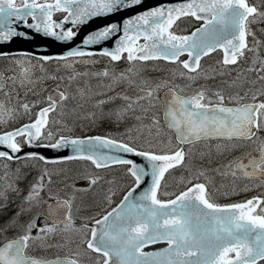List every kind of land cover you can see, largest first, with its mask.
I'll use <instances>...</instances> for the list:
<instances>
[{
  "label": "snow or ice",
  "instance_id": "1",
  "mask_svg": "<svg viewBox=\"0 0 264 264\" xmlns=\"http://www.w3.org/2000/svg\"><path fill=\"white\" fill-rule=\"evenodd\" d=\"M142 3L143 0H52L51 3L41 4L38 0H21L18 7L16 0H0V44L11 42L14 38H29L27 33L16 31L13 27L15 22H23L26 28L55 41L71 42L78 34L74 29H79L93 18L108 17ZM55 12L66 13L63 21L53 20ZM28 17L36 23L29 24ZM184 18L198 23L188 35L173 30L177 21ZM256 23H264V11L250 4L249 0H186L175 6L144 11L124 20L122 27L117 23L103 25L90 32L82 40V45L91 47L104 44L122 31L123 35L114 42L115 47L100 50V56L112 62L126 59L130 64L133 61L164 60L178 65L181 79L194 83L201 78L215 79V75L207 73L202 76L200 69L201 60L218 49L224 53L220 61L222 66L238 65L241 60L247 61L248 53H252L253 66L248 71L264 72V58L259 55L264 41L258 40L252 31V25ZM65 24L71 27L66 28ZM261 31L264 32V29ZM249 37L253 41L251 44ZM140 39L145 43L139 45ZM5 55L0 53V56ZM92 55L91 51L77 48L69 50L66 56L41 59L45 62L50 59L68 61L64 66L70 67L72 58ZM181 57L187 58L182 60ZM84 63L89 61L85 60ZM28 71L22 68L21 74L28 78ZM95 75L107 77L109 73L105 70ZM219 75H224V71H220ZM240 75L238 73L230 86L236 85ZM51 78L58 79L55 76ZM8 79L14 80L15 77ZM258 79L264 81V75H259ZM113 80L116 83L126 80L131 83L126 73L114 76ZM178 87L170 86L169 81H161L154 87L136 86L131 96L121 97L129 101L147 99L151 106H155L152 104L154 94L161 88H167L162 98L163 125L169 133L174 134L178 145L170 152L140 150L134 146L135 138L131 136V130L127 133L130 137L128 142L111 136H91L87 139L60 136L53 140V133L44 129L49 124V114L68 99L64 92L49 95L47 106L40 108L33 122L0 133V149H3L0 150V159H38L54 163L38 153H26L24 157L18 154L23 146L71 149L73 154L67 156V160L90 161L97 169L114 164L130 166L127 171L135 184L116 208L99 218L85 217V222L79 225L72 215L74 196L49 205L41 214V223H37L41 216L22 222V217L40 202L41 193L51 183V176L45 171L31 185L21 210L0 227V231L18 233L13 239L0 244V264H83L85 258L96 259L97 264H260L264 261V197L221 205L211 198L205 183H193L190 179V186L174 193V198L166 201L159 198L165 173L184 164L191 146L202 141L217 140L229 142L235 150L243 142L260 141L259 134L264 133V100H258L253 95L252 102L245 103L246 92L226 98L223 91H212L205 87L184 96L180 94L184 89L180 88L178 92ZM0 91H3L2 86ZM4 94L9 95L7 92ZM260 95L264 96V92H260ZM155 98L161 99L158 95ZM35 106L28 103L20 105L26 114ZM130 108L132 103L116 110L117 123L124 119ZM4 111V105L0 103V123L7 122L2 119ZM12 118L10 115L9 119ZM137 120H141V117L137 116ZM160 125L161 119L153 117L151 124L144 127L150 135L155 128L159 135L162 131ZM168 143H172L171 138ZM185 146H189L187 150ZM124 153L143 157L148 161L150 171L123 158L120 154ZM226 167L232 169L231 175L234 177L239 173L245 179L255 178L264 183V141H260L255 154L249 152ZM203 175L202 171L199 172L196 179ZM148 176H151V187L136 194L144 177ZM21 178L17 175V180ZM96 183L97 178H89V186ZM8 189L19 191L14 183L9 184ZM106 199L110 202V197ZM58 234L61 240L51 243ZM76 236L80 237L79 240L73 239ZM158 243L166 244L160 252L147 253L143 250ZM72 244H76V247L69 254L54 259L30 254L33 249L40 252L54 247L63 249Z\"/></svg>",
  "mask_w": 264,
  "mask_h": 264
},
{
  "label": "flooded vegetation",
  "instance_id": "2",
  "mask_svg": "<svg viewBox=\"0 0 264 264\" xmlns=\"http://www.w3.org/2000/svg\"><path fill=\"white\" fill-rule=\"evenodd\" d=\"M255 5L258 8L263 9V3L255 2ZM58 14L60 13H55L54 15H56L57 17ZM184 19L191 20L189 18ZM184 19H182V21L180 20L181 22L179 21L180 24H178L179 26L177 25L178 27H181L183 25V23L185 22ZM138 44L142 45L143 42H139ZM260 52H263L261 51V48L259 49V55L261 54ZM223 55L224 53L222 51H215L210 56L203 58L201 60L200 69L201 73H207L209 75H213L215 70H223L224 75L222 79H205L206 83L199 84L197 82L193 83L186 79H181V70L179 69L178 65L171 64L164 60L133 61L130 64L126 59H122L119 62H112L107 57H102L99 54H93L92 56L72 58L71 65L83 64L85 60L89 61V63H86L88 65L84 67L78 68L77 72L80 75L77 77H74L72 79L65 78L64 76L62 77V79L58 78L56 86L59 85V89L64 93L67 92V94L68 91L66 89V86L71 80H77L80 84L89 83L92 86V91L95 94H98L97 99H84L83 95L81 94L77 99L69 97L68 101L70 104H72L71 106L77 104L78 106H81V109H85L83 112L84 114L81 113L83 117H94V121L98 122L97 125L99 126V128L100 126L102 127L97 131V133H94L97 135L111 136L115 139H122L125 142H128L130 139V137L127 135L128 130H131L132 132L137 130L138 127H143L149 136L148 129L144 127V125L151 124V120L153 117L161 119V134L162 136H167V138H171L172 143L169 144L167 140L163 138L164 140L161 141V147L158 151L159 153L170 152L175 147H178V145H176L174 134L169 133L166 127L163 125L162 98L164 96V93L167 91V88H161L158 93L154 94L152 104H154L155 106H151L147 99L139 101H129L124 100L121 97L126 95L131 96L133 89L136 86L143 88H147L150 86L154 87L157 83H160L161 81H169L170 86H179L177 88L178 92L180 88H183L184 91L180 92V94L184 96H190L194 92L199 90L201 87H205L211 89L212 91H223L226 98L228 96L236 97L237 93H240V95H244V93L246 92L247 97L243 101L245 103H251L253 95H256L258 97V100H264V96L260 95V92H264V81H260L258 79V76L264 75V72L257 73L248 71V69L253 66L251 64L253 54L248 53L249 59L247 61L241 60L238 65L234 66H222L220 64V61H222ZM181 59L183 60L185 58ZM56 62H64L65 64L68 63V61ZM41 63L47 66L48 63L52 62L41 61ZM257 67H259V65H257ZM129 69L131 70L129 71ZM228 69H231V71L229 72ZM105 70H107L109 73L107 77L95 75L96 73H100ZM120 73H126L131 83H129L127 80L120 83L114 82L113 77H118ZM238 73H240L241 75L239 80H237L236 85L230 86L232 85V82L237 79ZM189 84H191V87H188ZM241 85H243V87H241ZM156 95H158L161 99L157 100L155 98ZM101 101H106V103L101 104ZM46 102L47 94L45 98V103ZM129 103H132V108L128 109L125 118L121 122L117 123L115 119L111 118L116 117L115 112L117 109H123ZM61 104L57 106L56 111L52 112L51 117H70L61 116L59 114V110L62 106ZM69 107L67 110H69ZM81 115H77V117H82ZM71 116L76 115L71 114ZM137 116L143 118H141V120H137ZM33 119L34 117H28L27 122L32 121ZM152 131L156 132L155 128ZM92 134L93 132H90L87 135ZM259 135L260 141H264V138H261L262 133H260ZM260 141H257L256 143L243 142L241 143L240 147L244 150V152L253 151L259 147ZM226 144L228 145L227 148H225ZM137 147L157 152V149L150 148L145 145ZM188 147L189 146H185L186 150ZM231 147L232 145L229 142L217 140L202 141L194 146H191V152L188 156H186L184 164L170 169L169 172L166 174L164 180L161 183L159 198L162 200L171 198L174 193H177V184H179L180 182H187L188 185V180L190 179L193 181V183H205L208 187L209 193H211V177H215L219 174V172L213 171L215 169L216 164L218 163V157H220L219 155H221L222 153L233 151V148ZM72 164L79 165L78 162H72ZM87 164H90V167L86 169L89 172H102L98 174L99 176L97 179V184L102 183L103 185H105L100 186L105 190L103 193H100L101 195L107 192L106 185H108V189L110 190L109 186L117 181V168H119L118 172L120 173H122L125 168H129V166L127 165H122L111 168L97 169L91 162ZM69 165H71V163H69ZM201 171L204 173V175L200 176L197 180L196 176ZM212 171L213 173L211 175ZM237 177L239 186L242 185L244 181H246V179L242 178L240 174L238 175V173ZM111 180L112 182L107 183ZM168 182L169 184L167 185ZM89 203H91V201ZM23 218H25V215L22 217V219ZM8 232L12 235L18 234L16 231L12 230H9ZM89 260L97 261L96 259ZM89 260L85 258L83 262L90 263Z\"/></svg>",
  "mask_w": 264,
  "mask_h": 264
},
{
  "label": "rangeland",
  "instance_id": "3",
  "mask_svg": "<svg viewBox=\"0 0 264 264\" xmlns=\"http://www.w3.org/2000/svg\"><path fill=\"white\" fill-rule=\"evenodd\" d=\"M263 8H264V1ZM261 29H264L263 23H256L252 26V31L255 32L256 38L260 41H264V32L261 31ZM263 56H264V46L263 48ZM33 59V58H32ZM31 60H25V59H14L11 58H1L0 59V86L3 87V91H0V103L4 105V108L6 111L2 114V119L7 121L6 123H0V132L2 130H9L10 127L15 124V122L19 118L23 117H34L37 113L38 109L41 108V106L45 102L46 93L45 91L50 92L51 87L58 88L56 86V82L58 79H52V76H55L57 78H62L63 76L65 78L70 77H77V70L79 67H84L88 64L83 63L79 65H71L70 67H65L64 62H56L53 61L52 63H48L47 66L43 65L40 61L33 59ZM21 65V66H18ZM48 67V68H45ZM22 68L28 69V78H25L22 73ZM88 69V68H87ZM222 70H215L213 75H215V79L219 78L222 79L223 75H219V72ZM203 76V73H201ZM9 77H15L14 80L8 79ZM212 80V79H211ZM199 84L206 83V80L201 78L196 81ZM23 85V86H22ZM66 89L68 91V98L72 97L74 99H77L81 94L83 95L84 99H91L95 100L98 98V94H95L92 91V86L89 83L80 84L77 80H71L67 86ZM7 92L9 95H5L4 93ZM28 103L29 105L35 104V107L31 108V112L29 114H26L20 105ZM61 108L59 110V114L61 116H70V117H54L52 120V125L49 128L48 131H51L53 133V140L57 139L61 135H68L71 137L74 136H84L89 134L90 132L97 133L99 129L102 127L97 125L98 122L94 121V117H83L82 114H84L85 109H81V106L75 104L74 106H71L72 104L69 103L68 99L65 100L61 104ZM71 106V107H69ZM60 107V106H59ZM69 107V110H67ZM7 110H13V111H7ZM71 114L76 116H71ZM12 116L13 118L10 120L9 116ZM82 116V117H77ZM112 119H115L117 121L116 117H111ZM125 118V117H124ZM137 118V117H136ZM143 118V117H141ZM140 130L132 131L131 136L135 138V143L138 146H148L150 148H155L157 150H160L161 147V141L166 139L167 142L169 141V137L162 136L161 132L159 135L156 134V132L152 131V134L148 136L147 132L144 130V128H139ZM164 138V139H163ZM233 148V147H231ZM244 150L239 147L236 148L233 151H228L225 153H222L218 157V163L216 170L220 171L222 168H228L226 167L232 160L234 159V154L236 153H243ZM33 162H27V164H30ZM87 163L80 164L79 166H67L66 169L61 170L60 172L55 171L56 165H47L46 169H42L41 167L36 166L33 168L31 167L29 170L23 171V173L26 172H32L35 168H37V172L39 173V176L42 175L45 171L48 172L50 176H54L56 174H64V172L69 171L70 174L67 176V179L70 181L69 184L65 186L64 182L66 178H57L50 184L46 185V192L41 193L42 199L38 204H35L31 212L27 213L25 215L26 220H28L31 217L40 216V209L43 207L42 201L46 199L47 195L48 197H64V196H70L75 197L74 204L76 206L73 211V217L76 220V223L79 225L84 221L85 217H97L99 218L103 214H105L108 210L113 208L123 197L125 192L130 188V186L134 183L132 177L129 175L127 168L120 173L118 172L119 168L116 169V173H118V177L116 178V182L111 184L110 190L108 189V185H106L107 192L101 195L100 193L104 192L105 190L101 188L100 186H105L102 183L95 184L89 186V178H97L98 174L102 172L94 171V172H86L84 171L88 168L86 166ZM0 168L2 171L7 172L3 174L9 175L13 170L7 168L2 163L0 164ZM19 172L18 174H20ZM104 174V173H103ZM228 175H230L231 178H234L233 175H231V170L227 172ZM61 175V174H60ZM12 178V176H10ZM227 178V177H226ZM115 180V179H113ZM5 178H2L0 174V192H6L8 190L7 188V182L6 180L5 184ZM112 182L109 181L107 183ZM5 184V185H4ZM4 185V186H3ZM181 186V183L177 185V190H179ZM263 186V187H262ZM261 185H252L247 184L242 189L241 192H236L235 189L232 187L229 189V193L226 194V187L223 186L222 188V194L223 197L226 198H243L247 197L249 195H252L254 191H259L262 188L264 189V184ZM5 189V190H4ZM78 190V191H77ZM57 191V192H56ZM2 194V193H1ZM101 197V198H100ZM106 197H110V202L106 199ZM4 196L0 195V214L2 215V207L5 206L4 204ZM91 201V203H89ZM25 218L22 219L23 221H26ZM39 220H37V223ZM8 233V231H7ZM79 236L73 237V239L79 240ZM61 240L60 235L58 234L55 240L50 241L51 243H57ZM76 244H72L69 247H65L63 249L61 248H52L47 251H40L37 252L35 249L31 250L32 255H42V256H54V255H66L70 253V250L75 248ZM89 260V259H88ZM92 261V262H91ZM89 264H97V261L89 260Z\"/></svg>",
  "mask_w": 264,
  "mask_h": 264
},
{
  "label": "water",
  "instance_id": "4",
  "mask_svg": "<svg viewBox=\"0 0 264 264\" xmlns=\"http://www.w3.org/2000/svg\"><path fill=\"white\" fill-rule=\"evenodd\" d=\"M186 0H143V3L139 6H134L128 10H121L118 13L112 14L108 17H98L93 18L87 24L80 26L77 31L78 34L74 38L73 41L63 43L55 41L52 38L44 37L42 34L36 33L34 30L26 28L23 22H15L13 27L18 32H25L29 35L28 39L24 38H14L11 42L0 44V53H4L6 55L18 54V53H27L37 57H57V56H66L69 50H75L77 48H81L82 50L88 51H99L104 48L112 49L115 47V41L122 36V31L114 36L112 39L108 40L106 43L101 45H94L91 47H84L82 45V40L94 29L100 28L103 25L110 23H117L121 25L124 20L129 18H134L136 15L142 14L144 11L151 10L155 7H163V6H175L179 3H184ZM29 18V17H28ZM27 18V20H28ZM63 21V20H62ZM61 22V21H60ZM36 21H32L29 24H34ZM65 27H71L70 24H65ZM87 139V138H84ZM3 150V149H0ZM26 153H38L39 155L45 157V160H64L67 156L72 155L71 149H61L56 150L52 148H26L23 149L20 155L21 157L25 156ZM125 157H129L131 161H133L138 166H144L147 168V160L143 157L135 156L131 154L124 153ZM146 171H150V169H146ZM151 187V176L144 177L140 187L137 188L136 194H139ZM163 250V249H162ZM162 250L147 252V253H155L160 252Z\"/></svg>",
  "mask_w": 264,
  "mask_h": 264
}]
</instances>
